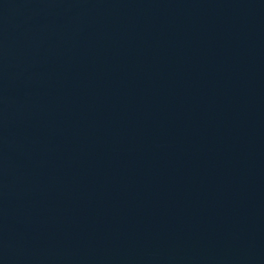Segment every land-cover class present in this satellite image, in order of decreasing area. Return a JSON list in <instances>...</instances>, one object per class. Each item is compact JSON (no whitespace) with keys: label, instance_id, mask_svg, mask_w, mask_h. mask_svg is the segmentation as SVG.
Listing matches in <instances>:
<instances>
[{"label":"water","instance_id":"obj_1","mask_svg":"<svg viewBox=\"0 0 264 264\" xmlns=\"http://www.w3.org/2000/svg\"><path fill=\"white\" fill-rule=\"evenodd\" d=\"M0 264H264V0H0Z\"/></svg>","mask_w":264,"mask_h":264}]
</instances>
